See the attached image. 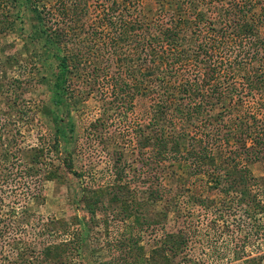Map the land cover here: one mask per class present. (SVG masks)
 Returning a JSON list of instances; mask_svg holds the SVG:
<instances>
[{
    "label": "rangeland",
    "instance_id": "rangeland-1",
    "mask_svg": "<svg viewBox=\"0 0 264 264\" xmlns=\"http://www.w3.org/2000/svg\"><path fill=\"white\" fill-rule=\"evenodd\" d=\"M35 1L38 7L57 12L56 0ZM87 1L84 31L76 42L66 40L55 48L33 37L34 14L28 0H14L13 4L0 0V11L6 3L11 5L8 11L12 21L11 28L0 33V85L4 91H0V134L6 142L0 146V264H245L246 259L262 255L264 236L256 238L254 228L249 229L255 219L243 212L239 204L242 200L232 189L224 193L220 187L215 188V180L207 172L192 170L185 157L192 145L186 141L179 146L181 154L163 162L159 188L157 179L152 178L114 194L85 188L96 184L105 187L111 179L112 160L120 154L125 166L135 169L140 165L136 139L143 132L139 130L135 137L140 123L147 126L142 129V139L149 135L144 139V150L154 154L153 141L158 132L150 130L147 123L152 118L150 106L161 99L159 94L146 96L141 90L131 100V109L125 110L127 114L117 108L122 100L113 97L111 87L116 78L125 75L126 62L123 51L113 52L105 44L119 31L121 20L127 19L121 16L126 1L116 0L120 10L110 18L115 22L112 25L104 19L102 10L112 0ZM135 4L145 23L159 18L160 13L173 12L176 19L184 21L182 27L191 24L190 18L175 8L174 0H135ZM258 12L259 6H254L252 14ZM201 33L205 35L200 38L214 51L212 61H226L235 53L244 58L242 51L264 54V25L258 39L242 37L240 44L233 35L212 36L205 28ZM82 45L92 50L99 45L107 67L97 81L82 66L70 68L73 72L65 78L67 94L62 96L54 90L60 60L65 57L74 63L73 53L84 52ZM131 53L129 66L137 64L146 75L149 65L140 58L146 52L132 48ZM135 75L130 81L142 78ZM136 81L142 89L143 82ZM5 91L9 97H3ZM240 104L232 115L224 116L227 124H233L235 117L248 124L254 121L253 114L258 119L264 117L261 95L243 93ZM104 131V144L97 143L98 134ZM233 131L235 140L229 138L230 145L240 146L244 141L253 144L256 132H249L247 124ZM188 133L189 138L191 134L196 136L195 132ZM222 141L219 137L211 147L216 164L220 160L214 149L224 147ZM68 152L73 153V170ZM244 161L240 165L246 166L253 178L264 179V156ZM254 185L250 186L251 194L264 203V186ZM93 202L98 204L95 210L90 207ZM103 202L108 207L100 209ZM256 213L258 222L264 225V214ZM258 231L263 234L264 226ZM240 236L245 241L243 246ZM13 238L18 242L16 253L8 244ZM174 242L182 244L179 251L168 250L167 245ZM162 247L165 251L160 254H166L165 261L158 258ZM260 264H264V258Z\"/></svg>",
    "mask_w": 264,
    "mask_h": 264
},
{
    "label": "trees",
    "instance_id": "trees-1",
    "mask_svg": "<svg viewBox=\"0 0 264 264\" xmlns=\"http://www.w3.org/2000/svg\"><path fill=\"white\" fill-rule=\"evenodd\" d=\"M9 1L10 4L14 3V0ZM125 1L126 4L121 9V16L126 15L127 19L121 20L118 25L119 31L110 43L105 44L113 52H116L117 49L123 51L121 56L126 62L124 63L125 75L114 80L111 91L114 98L122 100V105H117V108L126 114L125 110L131 109L130 102L136 92L144 90L142 92L146 96H149L150 93L160 95L161 99L150 106L152 118L147 123L151 125L150 130L155 128V131L158 132L153 141L156 147L153 150V155L144 150V139L149 135L142 139L143 130L147 129V126L140 123L135 135L137 138L138 131L143 132L141 137L138 136L139 140L136 139L140 148V165L135 169L125 166L120 154L112 160L111 179L106 181L105 187L96 184L94 187L85 186V188L114 194L123 187L130 188L139 180H143L142 182L145 184L147 178L157 179L158 187L156 188H159L163 162L170 156L174 158L181 154L179 146L182 141H186L192 145L185 153L192 170L196 173L207 172L215 180L213 184L215 188L220 187L224 193L233 190L242 200L239 204L244 207L243 212L248 218L255 219L249 229L254 228L253 234L256 235V238H263L264 233L260 234L258 230L264 225L258 222L256 212L264 214V203L251 194L250 186L254 184L264 186V179L256 180L247 167L240 164L242 159L252 162L260 160L264 156V117L258 119L253 114L252 124L246 123V120L245 123H241V118L238 117L232 120L233 124H227L223 118L225 115L234 113L240 104L243 93L259 94L264 98V68L260 69L264 67V54L242 51L244 58H241L240 53L234 54V50L231 49L229 52L234 54L233 58L226 61H212L211 57L214 51L206 40L202 39L205 34L203 35L201 32L205 28L206 33L212 36L224 38L233 35L239 44L242 37L258 39V35L261 34L260 26L264 25V0H174L175 8L180 13H185L191 20V24L185 27L180 25L184 21L180 17L176 19L173 12L169 15L159 12V18L156 17L151 23H145L144 19L139 16L140 10L135 4V0ZM28 5L34 14L33 21L35 23L32 35L38 41H42L44 46L57 48L66 40L76 42L79 33L85 29L83 17L87 16L89 10L87 0H56L55 7L58 13L38 7L35 0H28ZM10 6L6 3L3 10L0 11V33L6 32L12 26L8 11L11 9ZM254 6H259V12L252 14ZM102 7H105L104 3ZM102 10L104 19L111 25L114 24L115 22H112L110 18L116 10H120L116 0H112L110 6ZM165 17L167 20L164 19ZM82 47L85 49L84 52L79 50V52L73 53V57L76 58L74 63L65 57L60 60L61 70L55 78L54 90L62 96L67 94L65 78L70 72H73L70 68L77 69L82 66L83 70H90L97 81L99 75L104 73L107 67H104L105 58L99 45L93 47V50L90 46L82 45ZM131 47L135 49V52H139V49L140 52H146L143 55L140 54L141 60L149 65L146 75L142 74L137 64L132 63L129 66V61L134 55L131 53ZM136 61L138 62V60ZM188 61L191 63H189L190 65H186ZM83 63L89 64L90 67L87 68ZM252 64L258 65L254 67ZM176 65L177 67H175ZM178 72H180L181 79L177 82L176 74ZM134 74L142 76L141 79L135 80L143 82L142 89L138 88L140 84H136L134 80L130 81ZM169 81L175 83L171 85ZM1 86L0 91H2ZM174 91L176 93H173ZM16 94L18 97L21 96V93ZM3 95V97L10 96L6 91ZM235 98L238 99V102ZM245 124L248 125L249 132H256L252 137L253 144L246 145L244 141L240 146L230 145L229 138L235 140L233 130L237 132ZM189 131L195 132L196 136L191 134L189 138ZM103 134L106 132L98 134L99 141L96 140L97 143L104 144ZM2 136L1 132L0 146L6 145ZM219 137L224 141V147L218 146L214 149H217L216 153L219 154L220 160V163L216 164L213 159L214 151L211 147L216 144L214 141L219 140ZM114 139L116 138L114 137ZM60 154L62 155V152ZM72 154L68 155L71 170H73L74 162ZM73 173L81 177L80 172L74 171ZM151 175L153 176L150 177ZM97 202L90 204L92 210L98 208L96 207ZM199 202L208 206L205 200ZM103 207H108L107 202H103L100 209ZM240 241L243 246L245 241L242 237ZM17 243L16 238L8 241L12 252L16 253ZM167 246L168 250L179 251L182 244L174 242L173 246L175 247L171 244ZM162 251H165L164 247L159 250L158 258L165 261L166 254H160ZM263 258L264 253L246 259L245 264H260ZM24 262L18 264H24Z\"/></svg>",
    "mask_w": 264,
    "mask_h": 264
}]
</instances>
